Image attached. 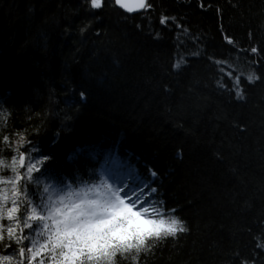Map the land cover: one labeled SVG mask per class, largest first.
I'll list each match as a JSON object with an SVG mask.
<instances>
[{
  "label": "trees",
  "instance_id": "1",
  "mask_svg": "<svg viewBox=\"0 0 264 264\" xmlns=\"http://www.w3.org/2000/svg\"><path fill=\"white\" fill-rule=\"evenodd\" d=\"M32 150L37 202L113 161L157 189L189 231L139 264H264V0H0V154Z\"/></svg>",
  "mask_w": 264,
  "mask_h": 264
},
{
  "label": "clouds",
  "instance_id": "2",
  "mask_svg": "<svg viewBox=\"0 0 264 264\" xmlns=\"http://www.w3.org/2000/svg\"><path fill=\"white\" fill-rule=\"evenodd\" d=\"M10 171L0 154V188ZM40 192L42 203L0 193V264H139L186 227L161 202L125 200L102 182Z\"/></svg>",
  "mask_w": 264,
  "mask_h": 264
},
{
  "label": "rangeland",
  "instance_id": "3",
  "mask_svg": "<svg viewBox=\"0 0 264 264\" xmlns=\"http://www.w3.org/2000/svg\"><path fill=\"white\" fill-rule=\"evenodd\" d=\"M36 152L37 151H31V154L25 155V168L22 172L24 175H20V165L22 163V159L20 157H16L11 162V168L15 169L13 172L14 174L10 177H6L3 187L0 188V193L6 197L9 196L10 193L16 194L18 193V185L21 179L22 181H24L25 178L28 181L32 180L33 175L40 170V165L42 163V160ZM105 181V184L112 190L117 192L125 190L129 192L130 196L127 195L125 200H136L137 204L142 201H151L152 203L155 202L154 198H152L154 192L148 189L147 183L135 175L134 170H130L128 168L123 171L118 170L112 177H110V179H106ZM45 186H49V184H46ZM39 198L40 203H42L41 194Z\"/></svg>",
  "mask_w": 264,
  "mask_h": 264
},
{
  "label": "snow or ice",
  "instance_id": "4",
  "mask_svg": "<svg viewBox=\"0 0 264 264\" xmlns=\"http://www.w3.org/2000/svg\"><path fill=\"white\" fill-rule=\"evenodd\" d=\"M116 3H117L118 5H120L121 7H125L124 0H116ZM91 5H92L93 8H99V7L101 6V0H91ZM141 6H142V7H146V6H147V5H145V4L143 3V0H141ZM127 10H128L129 12H131V11H133L134 9H132V8H128ZM161 23H164V20H163V19L161 20ZM228 43L231 44L232 41H231V40H228ZM251 51H252L253 53H255V52L257 51V49H256V48H252ZM178 66H179V65H177V67H178ZM220 70L223 71V69H220ZM248 79H249V81L251 82V81L253 80V77H249ZM256 79H259V78L256 77ZM239 85H240V78L237 77V78L235 79L234 86H235L237 89H239ZM236 95H237L238 98H242V96H241V92H240V91H237ZM154 175L156 176V173H154ZM151 191L156 192L157 189H156V188H152ZM160 202H161V204H163V201H162V200H161ZM171 211L174 212L175 209H171ZM172 231H176V229L173 227ZM188 231H189V229H188L187 227H181V228L179 229V232H180V233H187Z\"/></svg>",
  "mask_w": 264,
  "mask_h": 264
},
{
  "label": "water",
  "instance_id": "5",
  "mask_svg": "<svg viewBox=\"0 0 264 264\" xmlns=\"http://www.w3.org/2000/svg\"><path fill=\"white\" fill-rule=\"evenodd\" d=\"M115 1V4L116 6L122 10L123 12L129 14V15H137V14H140L142 12L145 11L146 7H142L141 6V0H124V4H125V7H121L120 5H118L116 3V0ZM143 3L145 5H147V0H143ZM128 8H132L134 9L133 11L129 12L127 9Z\"/></svg>",
  "mask_w": 264,
  "mask_h": 264
}]
</instances>
